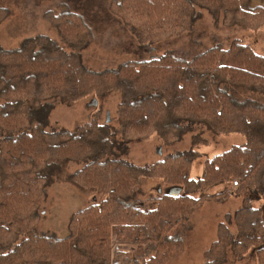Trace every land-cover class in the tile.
<instances>
[{
	"label": "trees",
	"instance_id": "1",
	"mask_svg": "<svg viewBox=\"0 0 264 264\" xmlns=\"http://www.w3.org/2000/svg\"><path fill=\"white\" fill-rule=\"evenodd\" d=\"M244 1L114 0L110 10L146 44L159 40L153 33L164 28L173 34L190 30L194 7L204 4L233 16V22L243 19L249 30L263 27L264 8L245 11ZM6 16L0 9V23ZM46 18L70 51L46 36L26 39L14 50L0 46V264H111L114 259L168 264L183 250L180 226L187 215L206 200L228 199L227 191L205 193L234 180L240 184L237 193L251 191L262 208L247 197L241 209L227 215L237 234L221 224L205 264H223L228 249L239 257L253 250L257 263L264 264V103L238 97L241 90L264 97V57L235 41L192 60L167 54L96 72L80 54L89 38L83 19L64 9ZM114 91L121 94L116 124L96 116L73 131H48L56 103L73 106L88 95L103 99ZM195 124L244 134L247 143L205 161L200 179L191 175L198 156L193 151L144 167L120 158L134 141L157 135L172 144ZM69 162L82 168L66 180L94 192L95 204L74 212L68 235L59 238L40 231V212ZM142 177L160 178L168 186L154 211L134 200ZM114 240L136 248L112 254Z\"/></svg>",
	"mask_w": 264,
	"mask_h": 264
},
{
	"label": "rangeland",
	"instance_id": "2",
	"mask_svg": "<svg viewBox=\"0 0 264 264\" xmlns=\"http://www.w3.org/2000/svg\"><path fill=\"white\" fill-rule=\"evenodd\" d=\"M113 1L0 0V9L7 11L6 18L0 23V46L5 50H14L19 48L26 39L46 36L70 51L63 44L58 29L46 18V14L56 15L64 9L80 16L86 24L89 38L80 54L84 65L96 72L116 69L129 62L157 59L167 54L192 60L197 55L217 46L228 49L235 41L250 46L256 54L264 57V26L257 30H249L241 24L243 19L240 23L233 22V16L213 10L206 4L204 7H194V24L190 30L182 34H173L172 31L169 32V28H164L153 33V36L158 37L159 40L143 44L119 17L111 13L110 7ZM242 6L245 11H253L258 7L264 8V0H245ZM175 26L178 27L179 24ZM238 97L241 100L264 103V97L261 94L251 91L241 90ZM99 98L91 94L73 106L56 103L48 131L59 128L73 131L78 124L87 123L96 116H99L101 123L107 122L109 116V122L116 124L121 94L114 91L103 99ZM246 143L247 138L244 134L216 133L206 124H195L194 128L180 141L172 144H166L157 135L147 140L134 141L128 145L126 153L120 154V158L144 167L178 153L193 151L198 156L193 160L191 175L193 179H200L204 175L205 161ZM81 168V164L67 163L62 177L49 187L48 199L41 207L40 231L51 232L59 238H64L68 235L71 215L79 209L95 204L94 192L82 191L66 180L69 174ZM234 182L232 186L217 184L205 193L212 196L227 191L231 194L228 199L206 200L200 208L187 215L180 226L183 250L168 264H205V254L218 240V229L221 224H225L233 235L237 234L235 223H228L225 220L227 215L233 216L241 209L247 197L256 207L262 208V203L251 194V191L237 193L240 184L235 186ZM167 190L168 186L160 178L142 177L136 186L134 200L139 207L145 206L154 211L159 199ZM194 197H200V193ZM98 199L100 200L101 197ZM117 246L120 248L119 251H132L136 248L114 240L112 254L116 252ZM223 264H258L256 252L249 250L239 257L232 249H228Z\"/></svg>",
	"mask_w": 264,
	"mask_h": 264
},
{
	"label": "built area",
	"instance_id": "3",
	"mask_svg": "<svg viewBox=\"0 0 264 264\" xmlns=\"http://www.w3.org/2000/svg\"><path fill=\"white\" fill-rule=\"evenodd\" d=\"M234 185H235V186H238L239 184H238L237 181H235V182H234ZM119 250H120V248L117 246V247H116V252L119 251ZM111 264H121V262H120L119 260H115V259H114V260H112Z\"/></svg>",
	"mask_w": 264,
	"mask_h": 264
},
{
	"label": "water",
	"instance_id": "4",
	"mask_svg": "<svg viewBox=\"0 0 264 264\" xmlns=\"http://www.w3.org/2000/svg\"><path fill=\"white\" fill-rule=\"evenodd\" d=\"M109 121H110V120H109V116H108V120H107V122L109 123Z\"/></svg>",
	"mask_w": 264,
	"mask_h": 264
}]
</instances>
